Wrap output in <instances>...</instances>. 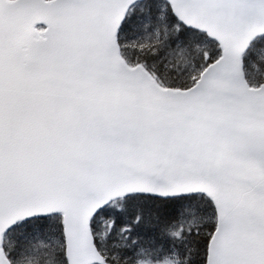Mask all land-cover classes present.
Listing matches in <instances>:
<instances>
[{
	"label": "snow or ice",
	"instance_id": "obj_1",
	"mask_svg": "<svg viewBox=\"0 0 264 264\" xmlns=\"http://www.w3.org/2000/svg\"><path fill=\"white\" fill-rule=\"evenodd\" d=\"M0 264H264V0H0Z\"/></svg>",
	"mask_w": 264,
	"mask_h": 264
}]
</instances>
